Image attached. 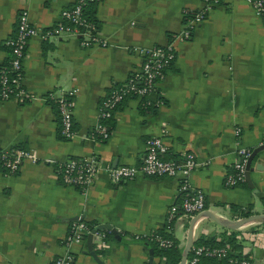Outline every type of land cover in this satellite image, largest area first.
<instances>
[{
  "label": "crops",
  "instance_id": "obj_1",
  "mask_svg": "<svg viewBox=\"0 0 264 264\" xmlns=\"http://www.w3.org/2000/svg\"><path fill=\"white\" fill-rule=\"evenodd\" d=\"M73 1L0 0V65L8 59L4 41L14 31L19 8L43 29ZM203 1L100 0L93 15L104 46L83 47L69 35L28 39L23 95L0 101V149H28L36 159H22L11 173L0 166V264H49L63 252L75 220L92 228L69 248L70 264H162L142 237L152 232L171 236L181 248L190 218L178 211L176 176L137 174L112 183L100 169L81 190L62 182L54 165L84 155L95 156L102 167L139 164L148 136H158L166 146L161 156L175 163L192 153L198 165L188 173V189L202 195L204 210L231 220L241 218L233 207L250 204L251 214L264 213V149L249 163V181L224 183L236 149L251 151L264 140V26L245 0H218L188 38H173L184 27L182 11L197 10ZM168 41L174 54L149 95L151 102L157 100L154 110L140 111L137 99L124 98L111 114L109 136L97 139L91 129L109 86L138 69L139 48ZM58 93L73 98L74 132L68 138L58 132V114L49 100ZM99 224L110 229L87 239ZM257 224L234 229L247 264H264V228ZM229 231L200 217L192 238Z\"/></svg>",
  "mask_w": 264,
  "mask_h": 264
},
{
  "label": "built area",
  "instance_id": "obj_2",
  "mask_svg": "<svg viewBox=\"0 0 264 264\" xmlns=\"http://www.w3.org/2000/svg\"><path fill=\"white\" fill-rule=\"evenodd\" d=\"M100 0H74L69 6L59 10V20L49 28L39 29L28 18V11L21 7L16 12L15 27L13 33L5 39L8 47L7 64L0 65V101L8 98H19L23 95L22 86V61L28 39L35 34L41 37L73 36L83 47L92 45H106V40L98 36V29L83 15V5L86 2L97 3ZM218 0H204L203 6L197 10L182 11L184 27L172 35L173 38H188L190 31L201 19L212 4ZM261 19L264 26V0H245ZM173 43L168 41L164 45H153L148 48H139L141 62L138 69L129 73L124 84L113 87L101 100L98 106V118L92 126L94 136L99 140H105L110 131L101 118L111 115L114 104L126 94H132L137 102L150 103L149 95L154 92L157 80L162 76L165 67L173 57ZM58 110V132L62 137H70L72 130V96L64 93L54 95ZM157 103V100L154 102ZM264 142V140H263ZM145 152L139 164H116L101 166L98 159L93 155L68 157L60 163L56 170L62 182L76 185L80 189L92 181L94 175L103 169L112 183H117L134 177L137 174L146 176H176L181 200L178 211L181 215L191 218L204 210L203 197L199 192H190L188 187V173L198 165V161L192 153L185 154L181 163H175L171 159H165L161 154L166 146L158 136H148L144 139ZM237 158L233 161L231 171L226 173L224 183L232 186L244 180L245 162L250 149L238 147ZM22 159L34 161L36 156L28 149L9 148L0 149V166L7 172L15 171ZM43 161L51 162V158H43ZM171 211L168 220L174 217ZM89 232L87 224L81 220L71 221L68 225L66 236L62 241L63 252L51 259L49 264H70L72 255L69 248L78 245L84 235ZM145 237L153 241L159 247L172 245V240L162 238L157 234H148ZM226 250L209 246H195L189 250V255L184 264H196L201 257H212L216 260L225 258ZM228 264H247L244 259H229Z\"/></svg>",
  "mask_w": 264,
  "mask_h": 264
},
{
  "label": "trees",
  "instance_id": "obj_3",
  "mask_svg": "<svg viewBox=\"0 0 264 264\" xmlns=\"http://www.w3.org/2000/svg\"><path fill=\"white\" fill-rule=\"evenodd\" d=\"M93 12H94L93 3L86 2L83 5V15L90 22H92L94 24V26L97 28V26H98L97 25V21H96L94 15H93ZM47 28H49V27H47ZM7 49H8V47H7ZM5 64H7V61L5 63H3L2 65H5ZM128 75H127V77H128ZM127 77L122 82H119V83H116V84H111L109 86L108 90H107V93L104 95V97L111 91V89L113 87H117L119 85L124 84V82L126 81ZM126 97L132 98L133 95L132 94L124 95L120 100H118L114 104V106L112 108V112L120 104V102ZM143 98H141V100ZM49 100H51L52 104L56 107V115H57L58 114V110H57V102H56L55 98L54 97L53 98H49ZM140 101L137 104V107H138V109L140 111H153L154 108L156 107V104L153 103V102H150V103L148 102V103L141 104ZM99 105H100V103H99ZM57 119H58V115H57ZM110 119H111V115L106 117V118H101L100 119L102 122H104L106 124V126H107L109 131L111 130ZM71 127H72V125H71ZM57 128H58V126H57ZM72 130H73V128H72ZM64 138H66V137H64ZM54 165H55V168L60 167V163H55ZM57 173H58V171H57ZM240 182H242V181H239L238 183H240ZM260 203H261L262 209L264 210V198L260 199ZM233 209H235V212H237L238 216H241V217L248 216V215L251 214V205L250 204L246 205L245 208H243V209H239V208H235V207H233ZM86 224H87V226L89 228H92L91 224H88V223H86ZM257 225L262 227V228H264V222L258 223ZM151 234H157V235L161 236L162 238H167V239L172 240V245L171 246L159 247L153 241L143 237V239L145 238L146 241H148L150 244H152V247H151L152 248V254L154 256H157V257L163 259L162 264H177L178 261H179L180 251H181V248L178 246V243L173 238H171V236H169L167 234H164L162 232H159V233L152 232ZM236 235H237L236 230H230L228 233H222V234H220L218 236L215 235V234L198 236L196 239L193 240V243H192L191 247H195V246H209V247L223 248V249L226 250V255H225V258H222V259H219V260H216V259H214L212 257H201L196 262V264H199V262L202 261V260L205 261L208 264H212L214 262H219L221 264H228L229 259H234V260L244 259L245 261H247L245 257L241 256L240 245L236 241ZM188 255H189V252H188Z\"/></svg>",
  "mask_w": 264,
  "mask_h": 264
},
{
  "label": "water",
  "instance_id": "obj_4",
  "mask_svg": "<svg viewBox=\"0 0 264 264\" xmlns=\"http://www.w3.org/2000/svg\"><path fill=\"white\" fill-rule=\"evenodd\" d=\"M261 149H264V142H262V143L256 145L255 147H253L251 149L247 159H246L245 171H244V179H246V181H249V170H250L249 163H250L251 159L253 158V156L258 151H260ZM200 217H207V218L213 220L219 226H222V227L230 229V230L237 229V228H239V227H241V226H243V225H245L247 223H251V222H256V223L264 222V213H253V214H250L248 216H244V217H241V218H238V219H235V220H231V219H228V218H223V217H220V216H216L215 214H212L208 210H203V211L195 214L194 216H192L190 218V220H189L186 240H185L183 246L181 247L180 257H179V261H178L177 264H184V261L187 258L188 252H189V250H190V248L192 246V243H193L192 227H193V224H194L195 220L200 218ZM100 229H110V228H109V226L107 224H99L98 226L95 227V229H93L91 231V233H89L87 235V239L90 238L91 234H93L95 231L100 230ZM149 254H150V251H149ZM92 256L98 262V260L94 256V254H92Z\"/></svg>",
  "mask_w": 264,
  "mask_h": 264
}]
</instances>
